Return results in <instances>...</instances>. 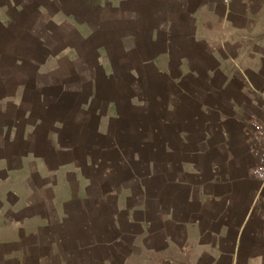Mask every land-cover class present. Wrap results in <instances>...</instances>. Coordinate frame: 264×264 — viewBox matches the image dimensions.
Returning a JSON list of instances; mask_svg holds the SVG:
<instances>
[{
    "label": "crops",
    "instance_id": "0c3cea01",
    "mask_svg": "<svg viewBox=\"0 0 264 264\" xmlns=\"http://www.w3.org/2000/svg\"><path fill=\"white\" fill-rule=\"evenodd\" d=\"M145 64L212 91L187 100L237 85L250 105L263 102L252 75L264 74V0H0V264H264V184L248 163L247 126L234 138L248 116L236 96L225 99L230 113H201L218 121L192 151L187 124L199 120L165 108L168 123L154 134H167L170 115L187 119L171 127L178 142L163 143L164 176L149 172L160 188L148 201L102 191L86 175L114 136L138 138L141 120L156 116L129 93ZM65 66L72 78L59 80ZM171 165L178 175L167 180ZM109 213L126 219L108 225Z\"/></svg>",
    "mask_w": 264,
    "mask_h": 264
},
{
    "label": "rangeland",
    "instance_id": "374dc122",
    "mask_svg": "<svg viewBox=\"0 0 264 264\" xmlns=\"http://www.w3.org/2000/svg\"><path fill=\"white\" fill-rule=\"evenodd\" d=\"M101 17H103V14L101 15ZM93 21V27H96L98 31H101V28H105L104 22L101 23L100 18L98 20L96 18H91L92 23ZM96 23L98 24V26L96 25ZM107 25V22H105V26ZM54 32L56 31L54 30ZM56 39L59 40L58 35L57 33H53V35L50 36V40L48 41V43L50 45L53 44V42L56 43ZM232 51L235 54L234 48ZM86 60H88V58ZM89 64V61L83 62L81 65H77V67L74 68L78 77L85 76L90 72V68L88 67ZM144 66L145 67L142 68L140 73V77L142 80L141 83L138 79V81H136V83L131 86V90H129V93L130 95L135 96V99L138 100V102L140 101L141 103L146 104V106L149 104L152 111H155L154 113L156 114V116L150 119V124H148L149 122L147 123V121L144 119L141 120V128L146 130L144 133L143 131H141L140 137H133L132 140V138H121L120 134L118 135L119 137L117 136V138L114 136V150H112L110 154L98 153L96 155L98 159L101 158V161L103 160L104 163L107 162L108 164H104L103 162H101V164H98L96 166V169H94L92 166H89L85 169L86 175L91 178L90 180L93 181V184H97L100 190H104L107 193L110 191L127 192V194H129L128 199H131L133 194H136L138 201H136L135 204H137V202L142 203L143 201H148L149 194L156 195L160 188L158 182H152L150 185L149 172H162L161 174H163L164 176V166H162V164L160 163V161H163L165 158L163 143L169 142L168 146L175 145V143L178 142V135L181 134L177 135L176 131L174 132L171 127H176V129H178L176 125L180 124L182 120L187 119L185 115H180L179 113L177 117H175L174 115H170L168 116V119H172V123L169 124L170 127H168V130L169 128L170 130H167V134L163 135V132H161V130H157L156 134H154L152 130L155 127L159 128V125H164V123L161 124L160 122L166 121V123H168V120L166 119L167 117H165L164 113L165 108H182V112H185L184 114H189L190 120L193 119L194 116L199 120L198 123L190 121L187 124L188 129L192 131V133L190 132V134H188V137L190 139H188L187 141L189 143V151H192L191 148H195L194 146L196 144V141L200 137V133L202 132L201 130H205V132L214 130V127H216V123L218 121L216 114H214L213 112H209L207 116H201V113L208 109L219 110L218 108H221L224 112H226V114L230 113V107L228 106V102H226L225 99H228L232 96H236L237 99L243 103L244 107L247 108L248 116H253V119L247 118L248 116H246L244 122H242L241 125H237L234 132V138L236 142L240 144L239 142L243 139L241 128H243L244 125L247 126L250 150L253 155L252 159L248 158V163H250L251 169H253V167L259 162V160L254 150L256 149V144L252 125L254 121H264V101L259 102V104L255 103L256 105H254L253 103H251L250 105L251 101L249 100V98L246 99V97L241 95L236 90L237 85L232 87L230 85H224L223 91H221L217 87L214 88L216 91H219V93L223 92L219 95L220 97H207L205 98V100H187L183 98L184 95H191V93L198 92L199 94H206L211 91H206L205 85L201 84V81L204 80L197 77L195 79L192 77H187V83L181 85V83H179V78H174V76L156 70L152 64H145ZM72 71L73 70H71V68L68 69V67L65 66L59 74V80H64L67 77L69 78V76L70 78H72ZM56 76L57 75L54 74L53 79L56 78ZM48 77H50V75H48ZM252 79L256 80L261 89L264 90V74L260 76L252 75ZM132 81L133 79L131 80V82ZM207 86L208 88L213 87L211 86V84H208ZM81 87V94L88 92V90L84 91V86ZM128 87V85H125V88ZM210 93H212V91ZM247 95L250 96V94ZM254 106H257L258 108ZM222 110H220L221 113L223 112ZM178 170V168H174L171 165L168 173L166 174L168 176H165L167 180H169L170 177L178 175ZM137 183L140 184L142 186V189L144 188V190L147 192L144 191L143 193H141L140 189L137 187ZM149 187L151 188V190L148 189ZM89 190L93 192V194L97 193V188L95 185L94 188L93 186H91ZM96 199L97 198H94L93 202L96 201ZM115 199V197H109L107 201L108 205L115 204ZM93 202L92 204L90 203V205H93ZM119 216L121 221H125V215L122 213H109L107 215L108 218L106 220L104 219V221H106L108 225H112V223L118 221ZM149 217L153 220L157 219V215L155 214H151L149 215ZM140 218L146 219L148 218V215L146 214L144 216H140ZM84 220V217L76 216L73 221L77 222ZM113 228L108 231V237L110 238H114L117 236V231ZM97 255H100V251L95 252L94 256Z\"/></svg>",
    "mask_w": 264,
    "mask_h": 264
},
{
    "label": "built area",
    "instance_id": "2783aa9c",
    "mask_svg": "<svg viewBox=\"0 0 264 264\" xmlns=\"http://www.w3.org/2000/svg\"><path fill=\"white\" fill-rule=\"evenodd\" d=\"M252 126L256 144V149L254 150L259 160V162L253 167L252 174L264 184V121H254Z\"/></svg>",
    "mask_w": 264,
    "mask_h": 264
}]
</instances>
